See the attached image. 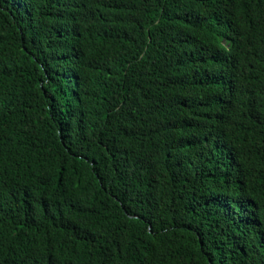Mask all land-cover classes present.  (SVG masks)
Returning a JSON list of instances; mask_svg holds the SVG:
<instances>
[{
  "label": "trees",
  "instance_id": "16d2710c",
  "mask_svg": "<svg viewBox=\"0 0 264 264\" xmlns=\"http://www.w3.org/2000/svg\"><path fill=\"white\" fill-rule=\"evenodd\" d=\"M0 264H264V0H0Z\"/></svg>",
  "mask_w": 264,
  "mask_h": 264
}]
</instances>
